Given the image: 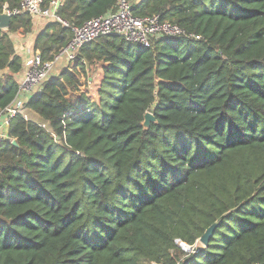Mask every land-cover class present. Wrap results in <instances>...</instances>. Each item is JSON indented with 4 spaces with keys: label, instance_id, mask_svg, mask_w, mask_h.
I'll return each mask as SVG.
<instances>
[{
    "label": "trees",
    "instance_id": "1",
    "mask_svg": "<svg viewBox=\"0 0 264 264\" xmlns=\"http://www.w3.org/2000/svg\"><path fill=\"white\" fill-rule=\"evenodd\" d=\"M20 2L0 0V13ZM115 5L63 0L69 27L46 22L33 50L51 60L71 27ZM131 10L200 39L143 48L101 37L29 97L25 109L47 129L17 114L15 144L0 145V264H264V0H139ZM32 29L26 14L0 29V111L24 71L11 36Z\"/></svg>",
    "mask_w": 264,
    "mask_h": 264
},
{
    "label": "built area",
    "instance_id": "2",
    "mask_svg": "<svg viewBox=\"0 0 264 264\" xmlns=\"http://www.w3.org/2000/svg\"><path fill=\"white\" fill-rule=\"evenodd\" d=\"M137 1L139 0H116L115 7L106 14L80 26L71 27L72 38L51 60H44L39 52L27 55L16 97L9 106L0 111V145L6 140L14 142V139L8 137L7 129L15 115L20 114L25 120L40 123L27 116L26 111L29 110L25 109L24 104L32 94L41 89L44 82L56 77L53 72L57 66L68 67L77 62L79 51L85 45L105 36L121 37L126 42L143 48L150 47L152 41L159 38L200 39L174 24L161 21L158 16H134L131 8ZM62 2L63 0H51L48 7H43V0H21L18 8L11 11L4 8L0 15L5 14L11 19L26 14L45 22H59L69 27L57 14ZM40 126L47 129L46 123L41 122Z\"/></svg>",
    "mask_w": 264,
    "mask_h": 264
},
{
    "label": "crops",
    "instance_id": "3",
    "mask_svg": "<svg viewBox=\"0 0 264 264\" xmlns=\"http://www.w3.org/2000/svg\"><path fill=\"white\" fill-rule=\"evenodd\" d=\"M45 24H46V22H44L38 18L33 17V29H32V32L30 34H27L25 38L19 37L17 34H13L11 36L12 39H15L17 42L22 41V39L24 40V44H21L20 48H17V50H16V53L22 57L23 63H25V60L27 59L28 54L35 52L33 50L34 49L33 48L34 38L42 30V28L44 27ZM22 74L23 73L18 74L16 76V79L18 82L22 78ZM101 76H102V72H101V75L98 77L99 78L98 82L100 81ZM89 80L91 81V79H89ZM36 118H37V121H39V118L37 116H36Z\"/></svg>",
    "mask_w": 264,
    "mask_h": 264
},
{
    "label": "water",
    "instance_id": "4",
    "mask_svg": "<svg viewBox=\"0 0 264 264\" xmlns=\"http://www.w3.org/2000/svg\"><path fill=\"white\" fill-rule=\"evenodd\" d=\"M9 22H10V17L5 15V14H1L0 15V29L2 30H5L7 29L8 25H9ZM155 122V119L154 117L152 116L151 113L147 112L145 113L144 115V120H143V123H142V126L145 128V129H148L149 127V124L150 123H154ZM13 144H15V142H13ZM216 228V224L212 225L211 227H209L205 233L203 234V236L198 240V242L200 244H202L203 246H206L210 237L212 236V233L214 231V229ZM179 246L181 247V249L183 251H190V247H188L187 245L183 244V243H180Z\"/></svg>",
    "mask_w": 264,
    "mask_h": 264
},
{
    "label": "rangeland",
    "instance_id": "5",
    "mask_svg": "<svg viewBox=\"0 0 264 264\" xmlns=\"http://www.w3.org/2000/svg\"><path fill=\"white\" fill-rule=\"evenodd\" d=\"M15 44H16L17 48H20L21 44H24V40L22 39V41H19V42L15 41ZM62 69H64V67L62 65L61 66H57L55 71L53 72V75L54 76H58L59 72ZM100 75H101L100 64H97L95 67L90 68V70L87 72V77H89V79H91V81L89 80L90 82L88 84V90L90 92V95H92L94 98L96 97V91H97V88H98V85H99V82H98L99 78L98 77ZM26 112H27V116L28 117H30V118H32L34 120H37L36 116L33 113H31L30 111H26ZM200 245H202V244H200Z\"/></svg>",
    "mask_w": 264,
    "mask_h": 264
},
{
    "label": "bare ground",
    "instance_id": "6",
    "mask_svg": "<svg viewBox=\"0 0 264 264\" xmlns=\"http://www.w3.org/2000/svg\"><path fill=\"white\" fill-rule=\"evenodd\" d=\"M41 119V118H40Z\"/></svg>",
    "mask_w": 264,
    "mask_h": 264
}]
</instances>
